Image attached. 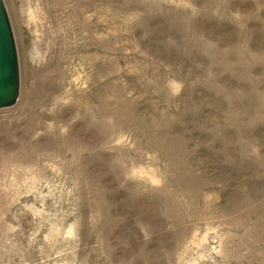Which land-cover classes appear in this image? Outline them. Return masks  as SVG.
<instances>
[{"label": "rangeland", "instance_id": "rangeland-1", "mask_svg": "<svg viewBox=\"0 0 264 264\" xmlns=\"http://www.w3.org/2000/svg\"><path fill=\"white\" fill-rule=\"evenodd\" d=\"M0 264H264V0H4Z\"/></svg>", "mask_w": 264, "mask_h": 264}, {"label": "water", "instance_id": "water-1", "mask_svg": "<svg viewBox=\"0 0 264 264\" xmlns=\"http://www.w3.org/2000/svg\"><path fill=\"white\" fill-rule=\"evenodd\" d=\"M20 96L18 52L4 0H0V111L14 107Z\"/></svg>", "mask_w": 264, "mask_h": 264}]
</instances>
